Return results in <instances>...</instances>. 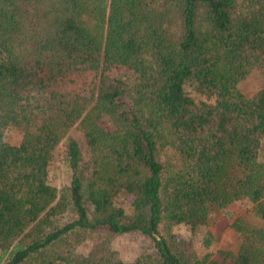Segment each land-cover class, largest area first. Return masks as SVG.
I'll use <instances>...</instances> for the list:
<instances>
[{
	"label": "trees",
	"instance_id": "1",
	"mask_svg": "<svg viewBox=\"0 0 264 264\" xmlns=\"http://www.w3.org/2000/svg\"><path fill=\"white\" fill-rule=\"evenodd\" d=\"M253 70L264 0H0V264H264V86L239 85ZM81 72L87 89L57 88ZM243 198L236 250L193 249ZM124 234L146 242L129 262L110 244Z\"/></svg>",
	"mask_w": 264,
	"mask_h": 264
},
{
	"label": "rangeland",
	"instance_id": "2",
	"mask_svg": "<svg viewBox=\"0 0 264 264\" xmlns=\"http://www.w3.org/2000/svg\"><path fill=\"white\" fill-rule=\"evenodd\" d=\"M109 75L113 79H124L132 80L134 75L131 70L123 66H115L109 69ZM91 74L87 72L73 73L69 75L65 80L57 83V88L61 90H68L71 92H79L87 89L90 84ZM241 90L246 95L253 94L258 88L264 86V76L260 75L258 70L251 71L245 79L240 83ZM193 96L203 98L209 102L213 101V97L209 94H199L195 90L190 91ZM107 126V123H104ZM6 139L10 143H18L20 140V134L15 131H8ZM264 156V147L261 150ZM48 181L51 185L56 188H61L68 184V175L66 173L65 166L61 163L59 159L53 160L48 167ZM251 208V203L243 198L237 201L229 203L223 210L221 214L212 215V224L210 230L213 231L215 237L210 244V247L206 249L203 244V239L205 237L206 230L208 226H201L198 228L194 236L191 237L192 247L199 253H204L205 251H212L214 257H217L218 249H231L236 250L239 243V235L230 227V223L233 219L247 211ZM180 236L185 235V229L182 226L177 228ZM95 240L94 237L88 238L81 242L77 251L82 254H86L90 248L93 246ZM113 248L117 249L120 253V257L126 261H132L146 246V242L143 237L138 235H118L112 238L110 242Z\"/></svg>",
	"mask_w": 264,
	"mask_h": 264
}]
</instances>
